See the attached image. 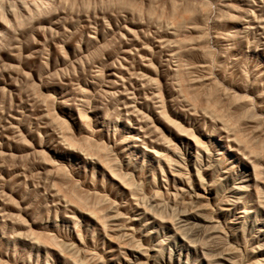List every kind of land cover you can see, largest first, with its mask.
<instances>
[{
    "label": "rangeland",
    "instance_id": "374dc122",
    "mask_svg": "<svg viewBox=\"0 0 264 264\" xmlns=\"http://www.w3.org/2000/svg\"><path fill=\"white\" fill-rule=\"evenodd\" d=\"M0 264H264V0H0Z\"/></svg>",
    "mask_w": 264,
    "mask_h": 264
}]
</instances>
